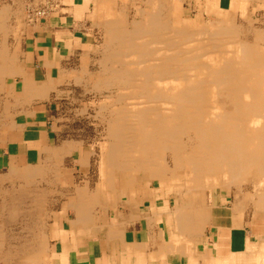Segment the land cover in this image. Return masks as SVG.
Masks as SVG:
<instances>
[{
    "label": "bare ground",
    "instance_id": "1",
    "mask_svg": "<svg viewBox=\"0 0 264 264\" xmlns=\"http://www.w3.org/2000/svg\"><path fill=\"white\" fill-rule=\"evenodd\" d=\"M72 3L0 5V41L12 34L19 43L24 31L71 11ZM228 3L93 0L82 22L94 41L66 56L58 77L25 82L23 94L13 89L12 80H4L9 117L28 95L55 89L61 106L69 99L75 106L71 111L85 114L89 124L86 131L73 129L75 116L59 112L56 127L64 142L41 148L47 155L39 162L13 155L9 169L0 170V264H50L45 219L55 216V204L75 205L92 189L100 203L111 189L113 204L124 203L131 217L146 200L162 205L151 213L155 210L159 219L169 214L177 245L182 239L192 244L202 234L199 220L209 217L205 206L215 190L223 200L231 194L240 219L249 209L248 223L256 234L262 231L250 250V264H264V0ZM258 10L262 16H256ZM59 84L70 85L56 88ZM74 150L79 156L69 160L81 169L64 170L63 160Z\"/></svg>",
    "mask_w": 264,
    "mask_h": 264
},
{
    "label": "crops",
    "instance_id": "2",
    "mask_svg": "<svg viewBox=\"0 0 264 264\" xmlns=\"http://www.w3.org/2000/svg\"><path fill=\"white\" fill-rule=\"evenodd\" d=\"M2 1L4 2H0V5L5 7L12 2V0ZM92 8L93 0H73L71 11L66 9V12L60 11L48 19H43L40 29L29 28L27 32L24 31L21 43L16 42L15 36L12 34L7 35L6 41L4 37L1 39L3 42L0 41V96L4 97H2L4 101L0 97V114L4 113L0 115L2 124V127L0 125L1 171L7 170L5 167L9 169L10 157L13 155L22 157L28 162H39L47 155L45 151H41L43 148L47 145H58L64 142L62 131L56 127L58 118L55 113L60 106L57 90L52 89L45 96L35 93L28 95L27 97L30 99H24L25 102H22L19 110L12 109V113L15 114L13 113L14 116L9 117L8 114L11 112L8 105L10 94L3 90L7 88L6 85L4 86V80H12L13 89L24 93L25 82L32 81L36 85L45 81L48 76L58 77L60 74L58 64L64 65L66 56L68 57L71 53L76 54L84 44L94 41L90 33L84 31L82 22L83 14L91 13ZM91 16L94 18L93 13ZM87 22L89 23L88 20ZM57 34L59 35L56 36ZM15 46L19 47L18 55H15ZM76 58L78 59L79 56ZM77 59L71 60L79 62ZM13 64L19 68L17 75L12 70L16 67ZM12 65L14 67H11ZM11 71L13 76L10 74ZM69 85L59 84L56 88L60 86V89ZM25 109L28 115L25 113ZM5 132L7 136H5ZM60 140L61 142H59ZM78 152V150H74L70 157L63 160L64 170L68 168V171L73 172L77 168L81 169L80 165L70 161L78 158ZM115 186H119L118 180ZM104 193L106 201L104 200L103 203L94 199L95 194L92 189L84 193L75 205L68 201L66 204L57 203L54 205L52 211L55 216L45 219L48 256L46 258L50 264H220V262L250 264L249 257L253 254L250 250L262 235V231L259 235L256 234L254 226L247 221L253 212H250L249 209L246 210V213L242 214L248 215V217L241 220V213L236 214V208L233 207L234 202L231 200V194L226 196L230 200H223V195L219 190L213 192L212 199L205 206L206 212L210 213L209 217L204 219L200 217L198 227L202 234L194 236L191 239L194 240L192 244L190 241L182 239L184 241L181 245L175 243L173 232L169 226L170 223L172 224L169 214L164 213L159 219L155 216V210L151 213L152 209L155 207L158 209L162 205L154 206L152 202H149L150 200H146L136 207L134 217H131L130 210L124 203L113 204L114 193L111 189H106ZM170 206L172 207V205ZM203 229H205L204 232ZM167 245H169L168 248ZM198 257L200 260H197ZM216 257L221 261L215 260Z\"/></svg>",
    "mask_w": 264,
    "mask_h": 264
},
{
    "label": "rangeland",
    "instance_id": "3",
    "mask_svg": "<svg viewBox=\"0 0 264 264\" xmlns=\"http://www.w3.org/2000/svg\"><path fill=\"white\" fill-rule=\"evenodd\" d=\"M229 2V0H222V3H223V5L224 6H228V3ZM256 7V6H255ZM182 9H185V5H183L182 4ZM262 14H263V10H258L257 12H256V16H262ZM129 17V19H130V15L128 16ZM78 96V95H77ZM81 98V97H80ZM65 100V102L63 103V106H61V104H60V106H59V108L60 109H58L57 110V112L55 113L56 114V116H60V113L61 114H64V116L66 115L67 116V114L68 115H72V116H75V119H74V121L73 122H71V121H69V122H71L72 123V126H73V129H78V128H80V129H86V126L85 125H88L89 123H88V121H87V116H85V114L84 115H79L78 114V116L75 114L76 113V111L74 110V111H71L72 109H74V105L72 104L71 105V103L69 102V99H64ZM67 100V101H66ZM67 104V105H66ZM68 106V107H67ZM71 107V108H70ZM60 112V113H59ZM67 113V114H66ZM70 113V114H69ZM58 114V115H57ZM77 117V118H76ZM80 117V118H79ZM85 117V118H84ZM82 118V119H81ZM78 120H80V122L78 121ZM82 121V122H81ZM81 124V125H80ZM76 125V126H75ZM91 126V125H90ZM84 129V131H86ZM93 129V128H92ZM88 132H91L90 130H87Z\"/></svg>",
    "mask_w": 264,
    "mask_h": 264
}]
</instances>
